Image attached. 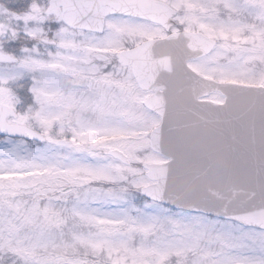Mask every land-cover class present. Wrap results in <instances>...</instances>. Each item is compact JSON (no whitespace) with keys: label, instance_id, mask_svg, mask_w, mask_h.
<instances>
[{"label":"snow or ice","instance_id":"6c2138e0","mask_svg":"<svg viewBox=\"0 0 264 264\" xmlns=\"http://www.w3.org/2000/svg\"><path fill=\"white\" fill-rule=\"evenodd\" d=\"M0 264H264V0L0 2Z\"/></svg>","mask_w":264,"mask_h":264},{"label":"flooded vegetation","instance_id":"af4514ba","mask_svg":"<svg viewBox=\"0 0 264 264\" xmlns=\"http://www.w3.org/2000/svg\"><path fill=\"white\" fill-rule=\"evenodd\" d=\"M0 2H3V0H0Z\"/></svg>","mask_w":264,"mask_h":264}]
</instances>
